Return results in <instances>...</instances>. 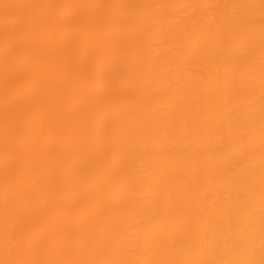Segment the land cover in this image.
<instances>
[{"label":"bare ground","instance_id":"obj_1","mask_svg":"<svg viewBox=\"0 0 264 264\" xmlns=\"http://www.w3.org/2000/svg\"><path fill=\"white\" fill-rule=\"evenodd\" d=\"M0 264H264V0H0Z\"/></svg>","mask_w":264,"mask_h":264}]
</instances>
